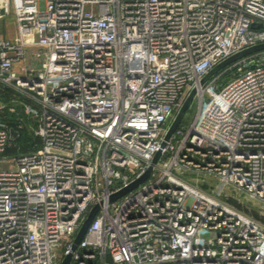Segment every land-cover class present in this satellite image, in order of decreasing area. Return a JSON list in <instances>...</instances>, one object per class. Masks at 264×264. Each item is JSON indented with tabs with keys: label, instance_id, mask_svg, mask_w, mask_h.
<instances>
[{
	"label": "built area",
	"instance_id": "2783aa9c",
	"mask_svg": "<svg viewBox=\"0 0 264 264\" xmlns=\"http://www.w3.org/2000/svg\"><path fill=\"white\" fill-rule=\"evenodd\" d=\"M41 1L0 0V264H264V50L203 82L264 0Z\"/></svg>",
	"mask_w": 264,
	"mask_h": 264
},
{
	"label": "water",
	"instance_id": "95a60500",
	"mask_svg": "<svg viewBox=\"0 0 264 264\" xmlns=\"http://www.w3.org/2000/svg\"><path fill=\"white\" fill-rule=\"evenodd\" d=\"M261 50H264V43L262 44H259V45H256V46H253V47H250L246 50H243L229 58H227L226 60L220 62L219 64H217L203 79V82L209 80L213 75H215L216 73H218L221 69H223L224 67H226L227 65L235 62L236 60L240 59L241 57H244L248 54H251V53H254V52H257V51H261ZM194 97H195V91L193 90L189 96L187 97V99L185 100L184 102V105L183 107L181 108V110L179 111V113L177 114L170 130H169V133H168V136H170L181 124V121L185 115V113L187 112L188 108L190 107V105L192 104L193 100H194ZM11 134H12V137H15V138H18V132L15 131L14 129L11 130ZM161 155V152H158L153 160V163H156L159 159ZM151 171V168L149 169V171L143 176L141 177L140 179L136 180L134 183H132L128 188L124 189L121 193L118 194V196L120 195H124L125 193L129 192L130 190L134 189L135 187H137V185L139 183H141L142 181H144L149 173ZM99 210V206H95L88 218L86 219V221L84 222L83 226L81 227L80 231L78 232L77 234V237H76V243H79L83 237L85 236L86 232H87V229L89 228L92 220L94 219V217L96 216L97 212ZM69 257H67L65 259V261L63 262V264H68L69 263Z\"/></svg>",
	"mask_w": 264,
	"mask_h": 264
},
{
	"label": "rangeland",
	"instance_id": "374dc122",
	"mask_svg": "<svg viewBox=\"0 0 264 264\" xmlns=\"http://www.w3.org/2000/svg\"><path fill=\"white\" fill-rule=\"evenodd\" d=\"M46 7V2L44 0H42L40 2V8L41 9H44ZM5 35L8 36V38H11V39H14L15 36H16V33H17V26H16V23H15V17H14V14L12 13V15H10L9 17H7V23H6V28H5ZM228 79L225 78L224 81H227ZM0 92H3L5 95H7V93L5 92V89H3L1 86H0ZM3 97H5L3 95ZM197 109H198V103L196 100H194L192 102V104L190 105V107L188 108L187 112L185 113L182 121H181V124H180V127L183 128V129H187L194 117H195V114L197 112ZM5 116V119L7 121H9L10 123H12L13 125L17 124V122H20L23 118V112H16V114H8V113H5L4 114ZM244 200L245 203L255 207L256 209L260 208L259 204L256 202V201H252V202H247V198H245L244 196H241ZM171 264H174V263H171Z\"/></svg>",
	"mask_w": 264,
	"mask_h": 264
},
{
	"label": "trees",
	"instance_id": "16d2710c",
	"mask_svg": "<svg viewBox=\"0 0 264 264\" xmlns=\"http://www.w3.org/2000/svg\"><path fill=\"white\" fill-rule=\"evenodd\" d=\"M0 98H1V96H0ZM29 139H30V137L28 136L27 132L24 131L21 138L18 141V143L20 144V150L19 151L27 152V151L32 149V145L29 143ZM13 151H17V149L14 148Z\"/></svg>",
	"mask_w": 264,
	"mask_h": 264
},
{
	"label": "crops",
	"instance_id": "0c3cea01",
	"mask_svg": "<svg viewBox=\"0 0 264 264\" xmlns=\"http://www.w3.org/2000/svg\"><path fill=\"white\" fill-rule=\"evenodd\" d=\"M6 23H7V19L5 20H0V37H6L8 38L7 35H5V28H6ZM17 66H19V64H17Z\"/></svg>",
	"mask_w": 264,
	"mask_h": 264
}]
</instances>
